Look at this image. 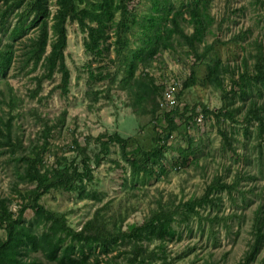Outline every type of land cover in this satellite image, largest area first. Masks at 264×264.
<instances>
[{"label":"rangeland","instance_id":"obj_1","mask_svg":"<svg viewBox=\"0 0 264 264\" xmlns=\"http://www.w3.org/2000/svg\"><path fill=\"white\" fill-rule=\"evenodd\" d=\"M101 1L73 3L80 10ZM27 2L11 8L0 0V49L12 41L16 48L0 74V243L13 221L38 241L54 228L63 242L53 258L18 250L15 264H264V0H168L187 35L195 32L188 9H196L202 36L194 49L176 34L167 48L156 42L150 63L137 62L131 77L128 62L147 46L154 0H126V13L115 12L126 23L120 54L112 29L97 52L87 28L68 17L66 92L58 71L43 77L45 57L35 65L23 55L30 46L21 42L36 35L27 26L32 13L21 21ZM58 8L48 0L46 54ZM21 25L26 33L12 40ZM112 134L126 140L124 150ZM158 147L161 166L149 170L146 155ZM23 149L40 153V172L64 168L73 178L70 189L37 198L56 219L32 209L34 186L18 175Z\"/></svg>","mask_w":264,"mask_h":264},{"label":"trees","instance_id":"obj_2","mask_svg":"<svg viewBox=\"0 0 264 264\" xmlns=\"http://www.w3.org/2000/svg\"><path fill=\"white\" fill-rule=\"evenodd\" d=\"M9 7L19 6L24 0H3ZM74 0H57L59 8L56 11L55 21L50 26L54 34V40L50 43V50L46 54V47L49 39V26L46 21L48 14V0H28L26 10L20 13L21 21L28 19L29 13H32V18L29 21L28 27H35L36 35L21 42V45L30 46V49L24 56L34 58V64H38L42 57L44 66L47 72L43 77L49 78L54 71L60 73L59 87L62 92H66L69 82V70L63 61V51L66 46V18H76L79 23L87 28L89 44L88 48L101 52V43L107 40L110 29L114 31L116 44V51L118 54L126 46V40L122 37V26L125 22L117 21L114 18L115 12L126 13V0H117L113 4L112 0H102L98 3H92L90 9L76 10ZM168 0H154V11L156 15L152 14L146 19V25L143 28L142 34L145 36L144 42L147 46H141L134 56L128 62L127 76L131 77L137 67V62L144 66L150 63V60L157 53V43L161 42L162 46L167 48L172 45L171 36L176 34L182 37L185 42L194 49V42L201 38L204 30L203 20L195 8L188 9L189 20L188 22L193 25L195 32L192 35H187L181 22L184 17L180 11H172L167 6ZM15 6V7H16ZM26 33L25 26H15L11 32L12 40H17ZM157 42V43H156ZM212 45L207 46L206 53L212 50ZM23 46L20 48V53L23 51ZM26 51H24L25 53ZM16 48H14L13 41L8 43L5 48L0 49V74L6 75L9 69L12 58L14 59ZM201 55H196L197 59H201ZM138 83V81H136ZM142 84V83H141ZM144 85V84H143ZM172 113H176V110ZM169 115V114H168ZM171 118H169L170 121ZM1 128V125H0ZM6 132L9 134V125L5 126ZM171 131V128L168 129ZM110 140L120 144L122 150L126 148V140L121 138L118 134H112ZM9 139V138H7ZM18 142H16L17 144ZM74 143L77 145L76 140ZM78 146V145H77ZM81 150V148H79ZM21 160L24 164L23 173L18 171L20 179H25L29 184H33L31 206L39 219H56L54 214L47 212L38 202V196L49 190L50 188L57 187L63 189H70L72 186L73 178H71L66 169L56 170L51 176L46 172H40L36 165V160L40 163V153L36 150H31L27 153L25 149L22 150ZM158 156H162L161 147L155 148L146 155V161L143 163L146 168L151 170V165H160L161 158L155 160ZM174 168H176L177 163ZM0 207H4V199L0 198ZM155 226V225H154ZM88 227V226H87ZM8 239L5 243H0V264H15V257L18 250L23 254L26 249H42L47 251V256L53 258L56 256L57 249L62 244L63 240L61 235L57 234V230L51 228L47 233L41 235L42 240L38 241L36 235L30 227L16 224L15 221L7 222L6 224ZM159 229L157 234H160ZM24 245V246H22ZM22 246V247H21ZM21 247V248H20ZM20 248V249H19ZM251 253L247 259H251ZM139 261H143V258ZM248 263V261L246 262ZM138 264V262H134Z\"/></svg>","mask_w":264,"mask_h":264},{"label":"built area","instance_id":"obj_3","mask_svg":"<svg viewBox=\"0 0 264 264\" xmlns=\"http://www.w3.org/2000/svg\"><path fill=\"white\" fill-rule=\"evenodd\" d=\"M170 104H173L174 102L172 101V100H170V102H169Z\"/></svg>","mask_w":264,"mask_h":264}]
</instances>
